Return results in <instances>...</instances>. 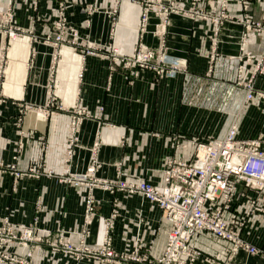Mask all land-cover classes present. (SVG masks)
<instances>
[{
    "label": "crops",
    "instance_id": "obj_1",
    "mask_svg": "<svg viewBox=\"0 0 264 264\" xmlns=\"http://www.w3.org/2000/svg\"><path fill=\"white\" fill-rule=\"evenodd\" d=\"M207 1L203 0L202 5L208 7ZM211 1L212 9L219 13L218 0ZM59 2L0 0V10L10 7L15 23L32 33L11 45L9 56L13 61L8 90L5 84V100L0 103V223L8 217L17 226L36 223L42 229L68 234L78 233L83 227L87 188L61 184L56 177L66 170L85 173L94 142L101 143V167L97 177L114 180L120 172L123 177H143L161 185L163 170L170 158H190L195 152L193 139L207 141L226 131L230 122L223 123L224 115L237 113L233 104L239 99L242 103L244 98L243 88L236 84V56L240 53V37L244 31L240 21L246 11L236 0L230 1L228 11L240 21L223 23L219 43L214 47L213 41L217 38L213 23L174 14L167 35L161 38L156 33L159 19L153 14L147 30L139 31L143 2L121 0L115 36L121 51L131 53L140 40L153 49L165 42L169 56L180 61L186 74L157 79L153 72L142 71L130 83L133 79L127 74L110 70L107 59L96 55L85 57L80 50L66 46L68 49L57 67L55 80L58 101L63 100L67 107L60 109L47 106L53 47L42 40L52 31ZM248 4L251 18L264 22V0H248ZM113 6V0H69L68 21L81 36L88 35L94 43L107 44L113 32V19L107 11ZM90 8L97 10L91 13ZM33 34L41 38L36 39ZM249 39L251 51L263 52L264 34L250 32ZM214 48L218 57L211 73L210 56ZM78 62L85 68L79 85L81 106L89 116L80 126L74 156L69 163L66 162L67 141L75 99L68 101L64 90L73 85ZM257 87L264 91V76L258 79ZM251 109L254 120L252 125L247 126V122L242 121L238 126L240 139L264 136V102L257 100ZM249 128L253 131L249 132ZM20 143L22 148L15 161ZM183 143L191 145V150H183ZM13 163L21 173H26L29 167H35L37 173L17 178L10 171L2 170ZM47 172L53 176H48ZM95 198L97 213L91 222L89 243H101L103 219L116 209L117 250L131 252L136 242L146 245L155 239L156 252L162 251L168 227L161 221L158 205L140 194L111 193L103 189L95 190ZM246 237L264 248L262 216L249 223ZM196 242L207 254L221 261L226 259L229 243L209 233L197 235ZM32 263L94 264L91 261L77 263L69 256L46 248L35 251ZM234 263L264 264V259L241 252Z\"/></svg>",
    "mask_w": 264,
    "mask_h": 264
},
{
    "label": "built area",
    "instance_id": "obj_2",
    "mask_svg": "<svg viewBox=\"0 0 264 264\" xmlns=\"http://www.w3.org/2000/svg\"><path fill=\"white\" fill-rule=\"evenodd\" d=\"M114 6L107 11L112 19V39L107 44L94 43L88 35L81 36L78 29L70 24L67 17L69 0H60L58 15L53 22L52 31L42 37L53 47L51 67L50 96L47 106L67 108L63 100L58 101L55 89L57 67L62 60L64 47L71 46L82 54L96 55L110 63V70L121 72L130 77V83L142 71H151L157 79L186 74L178 59L170 57L165 42L157 49L147 47L140 40L131 53H123L116 43L118 28L117 14L121 0H113ZM144 5L139 31L147 30L149 17L155 15L159 22L156 33L163 38L172 15L178 14L192 20L209 21L215 25V36L219 37L223 23L239 18L231 15L228 6L232 0H218L220 11L214 12L212 1L208 7L203 0H131ZM217 2V1H216ZM246 11L243 19L244 31L240 38V53L236 56V84L243 88L244 98L241 109H249L257 100L264 102V91L258 89L257 81L264 76V50L254 53L249 49V33L264 34V22L255 21L248 13V0H236ZM97 9L90 8L91 13ZM32 33L19 27L14 20L13 10L9 7L0 10V103L5 100L7 70L10 65L9 52L13 42ZM40 39L36 35H32ZM218 40L213 41L214 47ZM214 48L210 56L212 72L217 57ZM33 56V51H32ZM250 68V69H249ZM250 71L248 76L245 73ZM84 65L78 71V91L73 102L74 114L70 119V133L67 141L66 162H71L78 141V134L88 111L81 106L79 85L84 78ZM239 127L233 123L224 133L213 136L207 141L193 139L196 152L190 158H170L163 170V183L155 184L143 177H123L118 173L114 180L97 177L101 167L99 150L101 143L96 141L91 149L92 156L83 174L65 171L57 175L61 184L80 185L87 188L83 227L78 233H65L40 228L36 223L17 226L8 217L0 223V264H33L35 251L48 249L73 258L77 263L91 261L94 264H235L241 252L249 256L263 258L264 248L255 245L246 237L249 223L258 216L264 218V136L240 139ZM183 149L190 150L186 143ZM181 147V148H182ZM19 151L14 156L17 161ZM188 148V149H187ZM15 177L37 173L29 167L21 173L17 164L2 167ZM48 176L53 173L47 172ZM103 189L111 193L140 194L148 201L158 205L161 221L168 227L166 240L160 253L156 252L155 239L146 245L136 242L131 252H121L116 248L115 229L118 211L103 219V236L100 244L89 243L91 222L96 216L95 190ZM209 233L229 243L226 259L221 261L204 252L196 242L197 235Z\"/></svg>",
    "mask_w": 264,
    "mask_h": 264
},
{
    "label": "rangeland",
    "instance_id": "obj_3",
    "mask_svg": "<svg viewBox=\"0 0 264 264\" xmlns=\"http://www.w3.org/2000/svg\"><path fill=\"white\" fill-rule=\"evenodd\" d=\"M250 34V33H249ZM242 36V35H241ZM241 38V37H240ZM19 40H21V39H19ZM19 40H17V41H19ZM217 40H219L218 38H217ZM16 42V41H15ZM249 42H250V39H249ZM14 43V42H13ZM218 43H219V41H218ZM218 45V44H217ZM12 49V48H11ZM10 49V50H11ZM68 48H65L64 47V49H63V51H62V53H63V55H64V53H65V51L67 50ZM71 52H72V50H71ZM217 52V51H216ZM218 54V53H217ZM63 55H62V58H63ZM218 57V56H217ZM216 57V58H217ZM9 59H10V65H9V68H8V70H7V75H8V78H9V69H10V67H11V64H12V61H13V59H11V55L9 56ZM26 63H27V61H26ZM24 67H25V65H24ZM81 63L80 62H78V69H77V71H76V76H75V81H74V83H73V85L70 87H67V88H65L66 90H64V95H66V97H68V101H72V100H74V99H76V96H77V91H78V82H77V74H78V71L81 69ZM212 73V72H211ZM8 82V81H7ZM6 88H7V83H6ZM7 90H8V88H7ZM242 104H243V101H242V103H241V101H240V99H239V101H237V102H234V104L233 105H235V108H236V110H237V113H229V114H227V115H224L225 117H224V119H223V123H225L226 121L228 122H230V125L231 124H233V123H235L237 126H239L241 123H242V121L244 122V124L247 122V126L248 125H252V121L254 120V110L253 109H251L253 106H255V105H252L249 109H244V110H242L241 109V107H242ZM235 110V111H236ZM221 123V122H220ZM229 125V126H230ZM228 126V127H229ZM240 128V127H239ZM222 131V130H221ZM253 130H252V128L250 129L249 128V132H252ZM218 132H220V131H217V133ZM222 132H220L218 135H220ZM218 135H215V136H218ZM184 145V143L182 144V146ZM197 146V145H196ZM196 146L195 145H193L192 144V147H193V149H195L194 151L196 152ZM190 150H191V145L188 147ZM187 148V149H188ZM182 149H183V147H182ZM184 150V149H183Z\"/></svg>",
    "mask_w": 264,
    "mask_h": 264
}]
</instances>
